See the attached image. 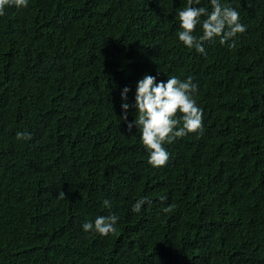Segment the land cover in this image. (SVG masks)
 Wrapping results in <instances>:
<instances>
[{"label": "trees", "instance_id": "trees-1", "mask_svg": "<svg viewBox=\"0 0 264 264\" xmlns=\"http://www.w3.org/2000/svg\"><path fill=\"white\" fill-rule=\"evenodd\" d=\"M221 2L246 31L233 47L205 42L204 54L178 40L187 0H29L5 10L0 264H264V0ZM194 6L211 11L210 0ZM145 75L191 76L203 111V133L166 143L159 168L127 128ZM144 197L151 203L133 212ZM110 214L114 234L83 231Z\"/></svg>", "mask_w": 264, "mask_h": 264}, {"label": "clouds", "instance_id": "clouds-1", "mask_svg": "<svg viewBox=\"0 0 264 264\" xmlns=\"http://www.w3.org/2000/svg\"><path fill=\"white\" fill-rule=\"evenodd\" d=\"M201 0H187V5L178 11V22L180 31L177 33L178 40L189 49L204 54V43L219 38L221 44L228 43L233 47L234 38L246 31V26L240 22V13L231 5L221 0H210L211 11L205 7H198ZM29 0H0V17L5 15V10L10 6L27 8ZM203 17V19H202ZM197 25L202 27V35L196 36L193 33ZM198 91V85L193 82L191 76L181 80L176 76L167 78V82H157L156 77L145 75L136 84L135 93V119L127 123L129 131L135 126L141 133L140 139L143 146L149 153L148 163L159 168L167 164L169 153L165 149L166 143H173L175 140L185 137L188 134L203 133V111L197 105L194 94ZM128 87L121 91L120 120L127 121L129 104L123 102L127 99ZM17 140H31V134L17 132ZM58 199H66L65 193L60 191ZM164 201L166 197H161ZM150 204L146 197L138 199L132 207V211L139 213L142 206ZM103 204L111 208V202L104 200ZM164 212L172 211L168 206ZM119 217L115 214L99 216L94 223L85 222L82 225L83 231L98 233L101 236L114 234Z\"/></svg>", "mask_w": 264, "mask_h": 264}]
</instances>
